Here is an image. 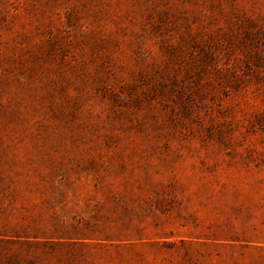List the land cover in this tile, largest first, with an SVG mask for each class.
Returning <instances> with one entry per match:
<instances>
[{
	"label": "rangeland",
	"instance_id": "rangeland-1",
	"mask_svg": "<svg viewBox=\"0 0 264 264\" xmlns=\"http://www.w3.org/2000/svg\"><path fill=\"white\" fill-rule=\"evenodd\" d=\"M0 264H264V0H0Z\"/></svg>",
	"mask_w": 264,
	"mask_h": 264
}]
</instances>
